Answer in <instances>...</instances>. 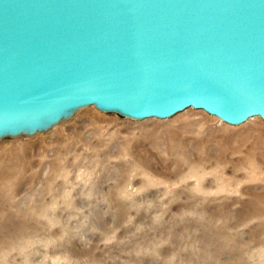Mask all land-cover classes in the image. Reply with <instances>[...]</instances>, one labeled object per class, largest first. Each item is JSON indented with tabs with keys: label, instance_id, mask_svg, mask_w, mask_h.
Returning <instances> with one entry per match:
<instances>
[{
	"label": "rangeland",
	"instance_id": "1",
	"mask_svg": "<svg viewBox=\"0 0 264 264\" xmlns=\"http://www.w3.org/2000/svg\"><path fill=\"white\" fill-rule=\"evenodd\" d=\"M0 264H264V121L88 107L0 140Z\"/></svg>",
	"mask_w": 264,
	"mask_h": 264
},
{
	"label": "water",
	"instance_id": "2",
	"mask_svg": "<svg viewBox=\"0 0 264 264\" xmlns=\"http://www.w3.org/2000/svg\"><path fill=\"white\" fill-rule=\"evenodd\" d=\"M88 107L264 121V0H0V140Z\"/></svg>",
	"mask_w": 264,
	"mask_h": 264
},
{
	"label": "bare ground",
	"instance_id": "3",
	"mask_svg": "<svg viewBox=\"0 0 264 264\" xmlns=\"http://www.w3.org/2000/svg\"><path fill=\"white\" fill-rule=\"evenodd\" d=\"M191 110H193L194 111V109H191ZM204 112V111H203ZM214 119H217L218 121H220V122H222L220 119H218V118H216V117H214ZM255 119H259V118H253V119H251L250 121H253V120H255ZM238 214V213H237ZM255 215V214H254ZM247 217V216H246ZM246 222V221H245ZM259 232V231H258ZM223 234V233H222ZM263 237V236H262ZM251 240V239H250ZM248 244V243H247ZM247 244H245V245H247Z\"/></svg>",
	"mask_w": 264,
	"mask_h": 264
}]
</instances>
